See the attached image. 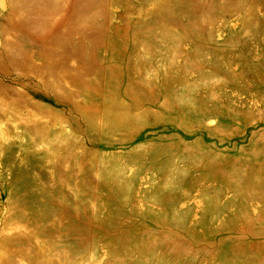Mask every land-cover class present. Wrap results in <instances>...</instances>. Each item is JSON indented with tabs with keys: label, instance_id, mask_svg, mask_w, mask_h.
Here are the masks:
<instances>
[{
	"label": "rangeland",
	"instance_id": "rangeland-1",
	"mask_svg": "<svg viewBox=\"0 0 264 264\" xmlns=\"http://www.w3.org/2000/svg\"><path fill=\"white\" fill-rule=\"evenodd\" d=\"M0 264H264V0H0Z\"/></svg>",
	"mask_w": 264,
	"mask_h": 264
}]
</instances>
